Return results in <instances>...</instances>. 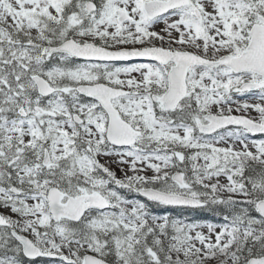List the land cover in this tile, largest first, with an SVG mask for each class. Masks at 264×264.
I'll return each mask as SVG.
<instances>
[{"label":"snow or ice","instance_id":"snow-or-ice-1","mask_svg":"<svg viewBox=\"0 0 264 264\" xmlns=\"http://www.w3.org/2000/svg\"><path fill=\"white\" fill-rule=\"evenodd\" d=\"M0 264H264V0H0Z\"/></svg>","mask_w":264,"mask_h":264}]
</instances>
